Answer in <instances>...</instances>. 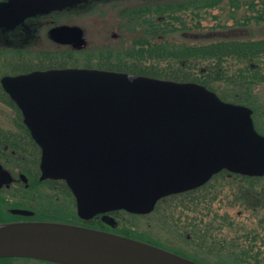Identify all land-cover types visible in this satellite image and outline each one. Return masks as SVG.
<instances>
[{
	"label": "water",
	"instance_id": "1",
	"mask_svg": "<svg viewBox=\"0 0 264 264\" xmlns=\"http://www.w3.org/2000/svg\"><path fill=\"white\" fill-rule=\"evenodd\" d=\"M45 1L64 7L75 0ZM42 9L41 2L2 3L0 26L13 27ZM50 35L75 48L85 44L76 25L55 26ZM2 82L41 149L40 179L65 180L81 218L117 209L148 213L161 197L194 189L223 169L264 175V135L251 108L224 101L203 84L88 67L34 70ZM0 171V181L10 182L1 165ZM3 257L202 264L128 236L48 221L1 225Z\"/></svg>",
	"mask_w": 264,
	"mask_h": 264
},
{
	"label": "trees",
	"instance_id": "2",
	"mask_svg": "<svg viewBox=\"0 0 264 264\" xmlns=\"http://www.w3.org/2000/svg\"><path fill=\"white\" fill-rule=\"evenodd\" d=\"M245 3L249 4L245 7L243 6ZM129 5L122 10L129 13L123 18L137 26L139 36L134 37L132 45L124 51L122 58H116L115 61L105 60L106 68H116L163 79L198 82L216 92L223 100L245 104L250 106L253 112L255 111L250 102L241 97V92L247 90L246 86L264 82V33L258 37L215 35L208 40L192 41L190 32L204 27L202 21L210 14L212 8H227L230 17L235 18L230 26L216 22L214 27L221 25L223 29H231L248 25L250 22H253L255 27L264 26V0H151L142 4ZM245 10L252 14L242 12V17L235 16L238 12ZM213 17L214 20L219 19L217 16ZM249 32L253 34L251 30ZM106 54L111 57L110 52L103 55ZM218 84L225 87L226 94L217 89ZM224 172L243 180L259 179V177L230 173L226 170L214 175L213 178ZM56 191L63 194L62 203L58 204L50 193ZM19 193L20 199L25 203L38 202V208L34 209L33 216L28 217L14 215L8 211V223L15 222L17 218L75 223L136 239L140 238L128 229L116 230L108 226L97 215L87 220L79 218L74 211V197L63 180H40L34 176L30 178L29 185L23 186ZM24 204L16 199L13 201L8 199V207H24ZM248 208L253 211L255 209L253 206ZM58 209L70 210V213L73 211L70 215H74L61 218L62 215L58 214ZM120 212L125 211L118 210L114 213ZM259 220V225L263 227L264 218ZM200 231L199 234L198 232L195 234L198 242L194 243V246L197 250L199 249L202 256L193 258L194 260L202 264H264V237L260 238L258 228L248 231L241 228L236 236L230 235V238L227 236L220 238L221 225L217 227L211 224L208 229L205 227ZM207 237L209 240L212 239L211 243L214 238H217L215 246L218 251L223 250V253H227L226 250L229 248L228 257L224 258L219 254L217 257V250L211 246L213 244L207 245ZM153 242L149 243L154 244Z\"/></svg>",
	"mask_w": 264,
	"mask_h": 264
},
{
	"label": "rangeland",
	"instance_id": "3",
	"mask_svg": "<svg viewBox=\"0 0 264 264\" xmlns=\"http://www.w3.org/2000/svg\"><path fill=\"white\" fill-rule=\"evenodd\" d=\"M122 1V3H107L106 6L114 7L108 11H97L95 6L109 1H104L97 5H93L92 3L83 4L82 8H70L69 22L78 23L84 29L85 45L80 49H72L67 46H52L48 43L37 48L35 45L32 46V42L30 41L26 43H22V41H3V44H0V49L3 50V57L11 62L7 70L28 69L35 66L36 62L38 63L36 58L38 54L48 49L56 53L52 62L56 66L77 64L83 67L123 71L105 67V60L115 61L116 58H122L124 51L132 45L134 37L137 38L140 33L136 25H132V23L127 22L123 18L129 13L122 10L130 6L129 4H142L151 0ZM248 4L245 3L243 6ZM242 12L252 14V12L245 10L238 12L235 16L238 18L242 17ZM213 16H217L219 19L214 20L212 19L214 18ZM234 19L230 17L227 8H212L210 14L202 21L204 27L201 30H192L190 32L192 34L190 36L193 38L190 40L203 41L211 39L215 35L224 37L230 35L258 37L264 33V26L255 27L256 25L253 22L231 29L221 28V25L227 24L230 26ZM216 22H220L221 25L214 27ZM132 26L134 28H131ZM106 52H110L111 57L107 54L103 55ZM23 60L26 61L23 62ZM42 62L40 60L39 65H42ZM21 64L26 67L20 66ZM224 88L223 85H217V89L221 92L224 91ZM245 88L247 90L245 89V92H241V97L247 99L246 101L250 102L251 106L254 107L255 111L253 112L252 110V118L255 128L260 134L264 135V82L259 85L246 86ZM223 93L226 94V91ZM5 118H7V126H10L12 116L8 114ZM14 131L15 128L13 126ZM20 133H22L21 130ZM22 137L24 139L29 138L25 130L22 133ZM30 160L31 157L24 155V163ZM25 167L27 166L25 165ZM20 191L21 189L17 187L8 188L7 202L8 199L10 201L16 199L24 204L25 202L17 196V193ZM45 191L48 190L45 189ZM52 192L50 193L57 203H62L63 194L60 191ZM249 206H253V209L255 208L254 211L248 208ZM23 208L33 210L35 213L34 209L38 208V202L36 204L25 203ZM65 210L58 209V214L61 213L62 215L61 218H67L73 213V211L70 213V210ZM73 215L70 216L72 217ZM111 216L115 220L113 221L115 224L112 227L116 230L128 229L136 236H139L140 240L154 241L153 243L159 247L170 249L189 258H201L202 255L198 251L199 249L197 250L194 246V243L198 242L195 234L197 232L199 234L201 232L200 229L205 227L208 229V226L211 224L217 227L221 225L222 236L220 238H224V236L230 238V235L232 237L236 236L241 228H244L246 231L258 228L261 236L259 237H264V226L259 225V219L264 218V176L253 181H248L224 172L210 179L207 184L195 191L161 200L155 209L147 214L120 212L113 213ZM206 240L207 245H210L212 239L209 240L207 237ZM216 240L217 238H214L211 243L213 244L211 245L213 249L217 250L216 256L218 257L219 254V256L227 258L229 248L226 250L227 253H223V250L218 251L217 246H215ZM4 263L55 264L29 257H12ZM0 264L3 263L0 262Z\"/></svg>",
	"mask_w": 264,
	"mask_h": 264
},
{
	"label": "flooded vegetation",
	"instance_id": "4",
	"mask_svg": "<svg viewBox=\"0 0 264 264\" xmlns=\"http://www.w3.org/2000/svg\"><path fill=\"white\" fill-rule=\"evenodd\" d=\"M26 1L35 2V3L41 2L43 3V9L41 11L35 12L32 15L25 17L19 24L13 27L0 26V32H1L0 44H3L2 43L3 41L6 42L8 40H10V42L22 41V43H26L27 41H30L32 42L31 45L32 46L35 45L37 48H39L43 44L45 45V43H48L52 46H67L72 49H80L73 47L71 44H62L56 42L50 35V29L58 25H76L82 28L83 36H84L83 27L78 23H70L68 20L71 14L70 13L71 7L82 8L84 6L83 4L86 5L87 3L90 4L92 3L93 5H97L104 1H109L104 4H101L104 7L101 5L95 6L97 8L96 9L97 11H103V10L108 11L110 9L112 10L114 7L106 6L107 3L111 4V2L114 3L123 2L122 0H75L71 5L64 7H56L50 5L45 0H0V4L6 2H26ZM46 50L47 51L45 52L43 51L41 52V54L40 53L38 54V56L36 57L38 63L36 62L35 66H32L31 68L28 69L19 68L20 70L15 69L13 71H8L7 68L11 62L8 61L7 59H4L3 50L0 49V165L2 169L9 172L11 176L10 182L0 181V225H5L8 223L7 221L8 211H10L11 214L14 215H19L21 217H28L25 215L16 214L12 212V209L23 208V207H8L7 190L8 188H12V187H17L18 189L22 190L23 186L29 185V181L31 177L36 176L37 178L40 179L39 163L41 156L40 147L34 141L28 128L25 126L22 112L18 107V105L15 103V101H13L9 93L4 88L2 79L6 76H15L18 74L27 73L34 70H47L51 68H64V67H83V66H78L77 64L56 66V64L52 63L56 53L48 49ZM40 60L43 61L42 65H39ZM25 61L26 60H23V62ZM20 66H24V65L21 64ZM8 114L12 116V118L10 119V126L11 125L14 126L15 128L14 132H13V126L11 127L7 126L8 123H7V118H5V116H7ZM20 130L22 133L25 130L29 138L24 139L22 137V133H20ZM24 155L26 157H31V160L24 163L23 161ZM25 165L27 167H25ZM26 169L27 171H25ZM1 174L2 172L0 171V175ZM191 190L185 192H190ZM17 196L20 198L19 192L17 193ZM156 206L157 205H155V207ZM30 211H32V213L29 216H33L34 211L33 210ZM114 212L115 211L107 213V216L113 219L111 214H113ZM97 216H99L100 219L103 221L102 215H97ZM26 221H35V220H31L27 218H17L15 222H26ZM113 221L115 220H112V224H108V225L112 227L115 224V222ZM11 258L12 257L0 258V262L5 264L4 262L8 261ZM55 264H59V263H55Z\"/></svg>",
	"mask_w": 264,
	"mask_h": 264
},
{
	"label": "bare ground",
	"instance_id": "5",
	"mask_svg": "<svg viewBox=\"0 0 264 264\" xmlns=\"http://www.w3.org/2000/svg\"><path fill=\"white\" fill-rule=\"evenodd\" d=\"M253 124H254V121H253ZM254 127H255V124H254ZM1 226V225H0Z\"/></svg>",
	"mask_w": 264,
	"mask_h": 264
}]
</instances>
